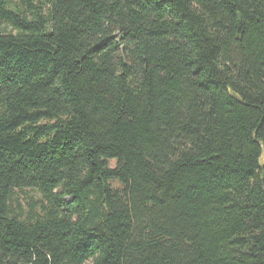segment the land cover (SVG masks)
Here are the masks:
<instances>
[{"label": "trees", "instance_id": "obj_1", "mask_svg": "<svg viewBox=\"0 0 264 264\" xmlns=\"http://www.w3.org/2000/svg\"><path fill=\"white\" fill-rule=\"evenodd\" d=\"M0 264H264V0H0Z\"/></svg>", "mask_w": 264, "mask_h": 264}, {"label": "rangeland", "instance_id": "obj_2", "mask_svg": "<svg viewBox=\"0 0 264 264\" xmlns=\"http://www.w3.org/2000/svg\"><path fill=\"white\" fill-rule=\"evenodd\" d=\"M111 166H114V163L113 162L111 163Z\"/></svg>", "mask_w": 264, "mask_h": 264}]
</instances>
